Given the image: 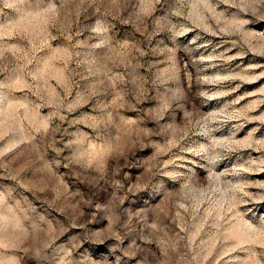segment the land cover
<instances>
[{
    "label": "rangeland",
    "instance_id": "374dc122",
    "mask_svg": "<svg viewBox=\"0 0 264 264\" xmlns=\"http://www.w3.org/2000/svg\"><path fill=\"white\" fill-rule=\"evenodd\" d=\"M0 264H264V0H0Z\"/></svg>",
    "mask_w": 264,
    "mask_h": 264
}]
</instances>
